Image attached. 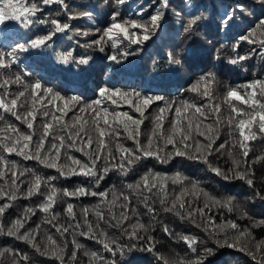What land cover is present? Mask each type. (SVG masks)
Instances as JSON below:
<instances>
[{
	"label": "snow or ice",
	"instance_id": "1",
	"mask_svg": "<svg viewBox=\"0 0 264 264\" xmlns=\"http://www.w3.org/2000/svg\"><path fill=\"white\" fill-rule=\"evenodd\" d=\"M115 4L124 5L125 0H115ZM158 4L153 12L142 13L140 18L129 20H124L112 8L109 23L96 28L97 37L85 46H94L103 52L109 42L111 47L117 48L122 41H127L128 45L149 41L166 18L169 0H158ZM53 5L57 6V14L60 8L69 10L66 0H0V25L7 28L6 22L13 21L28 30L20 36L24 43L14 40L6 45L11 51L0 50V70L6 72L17 63V52L49 48L56 42L54 37L59 39L57 34L75 31L78 35H89L87 31L80 33L78 28H73L67 21L62 22L51 13L46 16L45 9ZM188 7L192 11H186ZM172 14L179 19L175 37L179 39L181 33L183 36L179 45H171L172 50L165 59L169 73H176L189 57L195 55L191 44L185 42L199 32L205 19L203 10L196 4H188L179 12L173 10ZM92 15L89 11L69 12L68 20ZM248 17L254 19L248 21L247 34L241 33L238 39L233 38V55L226 58L228 65L243 67L242 62L257 52V48H249L247 54L241 55V41L258 45L264 59V0H238L220 17L217 30L221 25L228 30L237 18L247 21ZM34 25L43 27L33 31ZM204 35L207 38L208 34ZM219 51L217 49L218 58ZM135 54L136 49H129L126 45L123 50L117 48L107 59L120 64ZM89 59L81 56L75 60L72 52H66L58 57V62L88 64ZM27 77L28 74L23 73L0 78V89H3L0 93V153L34 160L55 170L58 175L41 177L34 170L21 169L16 161L0 155V236L23 241L33 250L30 254L16 248H0V264L6 257L11 264H35L34 256L54 257L59 264H77L81 249H85L83 255L89 257V264H143L145 257L138 255L140 253L151 254L156 264H205L206 259L216 255L219 249L242 252L256 264H264V240L256 241L253 235V229L264 227V218L257 219L252 215L238 196L212 194L199 180H192L180 171L171 177L151 168L139 173L141 164L147 160L161 164L175 161L181 167L184 162H191L204 166L223 181L243 182L252 190V200L264 201V187H257L254 172V165L264 162V153L249 160L253 142L264 143V79L256 78L239 87L227 85L223 95L217 98L208 88V84L216 80V74L205 73L186 90L198 94L201 98L199 103L184 99L177 102L163 95L102 87L98 99L80 107L82 101L79 96L65 98ZM13 85L18 86L15 92L12 91ZM105 101L113 105L122 101L138 113V118L129 112L110 111L104 106ZM38 104L39 109L36 107ZM153 104L156 111L146 116V110ZM49 106L54 107V111ZM77 107L83 115L73 111ZM69 112H73L71 122L65 119ZM9 114L31 131L22 133L20 128L7 121ZM38 116L44 118L40 122L39 136L35 128ZM146 119L151 121L152 132L142 141L141 125ZM166 119L169 120L167 129ZM224 132L227 133L226 138L217 143ZM121 136L131 141V146L125 145ZM73 152H80L85 159L77 158ZM224 156L230 161L228 167L214 163L217 157ZM111 172H118L122 177L138 173V178L122 184L119 189L113 186L111 191L99 190L100 182ZM69 176L86 179L71 190L55 183L59 177ZM169 182L173 186L179 185V191L169 193ZM60 195L66 202L64 222H60L59 214L54 210ZM37 196L42 198L34 202V206L24 208L21 215L5 225L3 217L14 201L19 198L31 200ZM88 196L99 197V200L90 207H81L78 217L71 199ZM134 203L142 205L143 211ZM213 209L239 213L240 218L248 221V226H241L237 219L214 217L211 215ZM38 212L43 214V225L50 226L43 240L40 238L42 224L25 227ZM161 214H170L180 221L194 224L205 238L194 232H177L169 227ZM144 216L149 222H145ZM53 228L60 239L51 234ZM109 228L115 230V234L110 233ZM157 229L170 241L182 242L184 254L173 257L161 253L153 235ZM69 235L71 241L68 240ZM77 237L94 241L110 255L86 249Z\"/></svg>",
	"mask_w": 264,
	"mask_h": 264
},
{
	"label": "trees",
	"instance_id": "2",
	"mask_svg": "<svg viewBox=\"0 0 264 264\" xmlns=\"http://www.w3.org/2000/svg\"><path fill=\"white\" fill-rule=\"evenodd\" d=\"M237 2L238 0H169V7L166 10L167 15L159 31L154 34L149 41L141 45H128L127 41L119 42L117 48L123 50L127 45L129 49L135 48L136 54L122 60L120 64H116L107 59V56L117 51V48L111 47L110 42L105 45V50L103 52H100L97 47L85 46L86 44L90 45L91 40L97 37V33L94 30L109 23V15L112 8H115L120 13V17H123L124 20L138 19L142 13L153 12L155 8L159 7L158 0H125V4L119 6L115 4V0H66L69 10L66 11L60 8L59 14H57V6L53 5L45 9L44 14L47 16L51 13L52 16L60 19L62 22L67 21L73 28H78L80 33L87 31L89 35H78L75 31H68L66 35L57 34L59 39L57 40V38L54 37L53 39L56 42L47 49L41 51L30 49L27 52H17V63L6 72L0 70V78H7L13 74L27 73V79L31 82L39 81L45 88H51L54 93H58L65 98L74 95L79 96L82 101L80 107H82L84 104H91L94 99H98V92L102 87L120 89L128 92H146L148 95H163L177 102L184 99L199 103L201 99L200 96L196 93L187 92L186 90L195 84L199 77L203 76L205 73L213 72L216 74V80L209 83L208 88L219 98L223 95L227 85L239 87L248 84L256 78L264 79V59L261 58L258 45H250L241 41V47L239 48V53L241 55L247 54L249 48H257V52L249 56L246 61L242 62L243 67L231 66L226 63V58L233 55L232 44L235 42L233 38L238 39L241 33L247 34V29L249 27L248 21L254 19L253 17H248L247 21H244L237 18L235 24H233L230 29L225 30L224 26L221 25L219 30H217L216 26L220 22V17L226 10H230L231 6H234ZM240 2H251V0H240ZM188 4H196L198 8L203 10L205 23L190 41L185 42V44H191L195 55L189 57L181 70L176 73H169V66L165 59L166 54L172 50L171 45L173 43L177 45L180 44V40L183 36L181 33L179 39L175 37V29L179 28V19L173 16L172 13L173 10L179 12ZM82 11L92 12L93 15L91 17L76 16V18L68 20L69 12L79 13ZM186 11H192V9L188 7ZM257 15H259L258 9ZM120 17L117 19L119 20ZM6 23L8 25L7 28L0 25V29H2L0 30V50L11 51L12 49L6 47V45L14 40H19L20 43H24V40L21 39L20 36L21 34L27 33L28 30L21 27L18 22L9 21ZM252 26L254 27L255 25L253 24ZM39 27L43 26H32L33 31H36ZM205 33L208 34L207 38H205ZM217 49L220 50L219 58ZM66 52H72L75 60H79L81 56L89 57V63L77 64L72 61H70L69 64L59 63L58 57ZM17 87L18 86L13 85L12 91L15 92ZM164 90H170V92ZM241 91L243 92L244 89L241 88ZM2 92L3 89H0V93ZM60 103L62 104V102ZM104 106L109 108L110 111L113 109L125 111L129 112L134 118H138V113L129 108V106L122 101L117 105L105 101ZM36 107L39 109L40 105L38 104ZM49 107L50 110L54 111V107ZM73 111L76 114H80L79 107L75 108ZM155 111V104L149 106L146 110V116H150V114ZM72 116L73 112H69L65 119L71 122ZM43 119L42 116H38L37 118L35 125L37 136L40 134V122ZM169 119H171V117H169ZM7 121L12 123L15 127L20 128L22 133L31 131L27 129L25 124L16 121L10 114L7 116ZM168 127L169 120L166 119L165 129ZM151 132V121L150 119H146L144 124L141 125V140H146L151 135ZM226 135V132L222 133L221 140L217 141V143L222 142V140L226 138ZM121 140L125 145L131 146L132 142L125 140L123 136H121ZM253 143L254 148L249 156L250 161L253 159L254 155L264 153V143L259 141ZM72 154L79 159H85L80 152H73ZM0 155L6 156L9 160L16 161L21 169L26 167L30 170H34L41 177L58 175L55 170L45 168L34 160H24L23 157L15 154L9 155L0 153ZM214 163L219 164L221 167H228L230 161L224 156L217 157ZM147 168H151L169 177L174 175L176 171H180L192 180H199L205 190L212 194L219 193L238 196L240 202L247 205L252 215L257 219L264 218V201L258 198L252 200L250 198L252 190L241 181H223L213 173L208 172L204 166L191 162H184L183 167H181V165L175 161L161 164L159 162L147 160L141 164L139 173H142ZM254 172L257 187H264V162H257L254 165ZM136 178H138V173L130 175L129 177H122L118 172H111L100 182L99 190L111 191L113 186L119 189L122 184L131 183ZM85 179L86 178L82 176L59 177L55 183L71 190L83 183ZM168 191L169 193L173 191L178 192L179 185L173 186L169 182ZM41 198L42 197L37 196L33 197L31 200L19 198L14 201L12 207L6 210L3 217L5 225L11 220H14L18 215H21L24 208L34 206V202H38ZM98 200L99 197L93 198L88 196L73 198L71 202L75 205L74 210L79 217L81 207H90ZM134 206H138L141 211H143L142 205H136L134 203ZM65 208V198L60 195L54 206L55 212L59 214L58 219L60 222H64L65 220ZM116 211L119 212V208H117ZM211 215L218 218L237 219V222L241 226H248V221L244 218H240L239 213L229 214L227 212H217L216 209H213ZM161 217L168 223L170 228L177 232H194L200 235L201 238H205V234L196 228L194 224L180 221L178 217L170 214H161ZM90 218L94 220L91 213ZM143 218L146 223L149 222L147 216ZM42 222L43 214L38 212L37 215L32 216L27 221L25 227H34L36 224H42L40 238L43 240L50 226L43 225ZM107 230L115 234V230L111 228ZM51 234L56 236L57 239H60L58 234L55 233L54 228L51 229ZM153 235L158 241L157 247L164 255L175 257L176 254H184L182 242L170 241L169 238L164 236L158 229ZM253 235L256 241L264 240V227L253 229ZM77 239L84 244L88 250H99L104 256L110 255L103 252L102 247L94 241L86 240L83 237H77ZM68 240L71 241L70 235L68 236ZM5 247L16 248L18 251H25L30 254L33 251L31 247L23 241L0 236V248ZM84 250L85 249L80 250L77 264H89V257L83 255ZM68 251H71L70 243ZM138 255L145 257L143 264H156L151 254L140 253ZM34 262L35 264H59V261L54 257L34 256ZM3 264H11L10 259L6 257ZM205 264H256V262L242 252L231 249H219L216 255L206 259Z\"/></svg>",
	"mask_w": 264,
	"mask_h": 264
},
{
	"label": "bare ground",
	"instance_id": "3",
	"mask_svg": "<svg viewBox=\"0 0 264 264\" xmlns=\"http://www.w3.org/2000/svg\"><path fill=\"white\" fill-rule=\"evenodd\" d=\"M257 64V63H256ZM249 66V65H248ZM260 71V70H259ZM244 72V71H243ZM247 72V71H246ZM263 77V76H262ZM241 85V84H240ZM241 90V89H240Z\"/></svg>",
	"mask_w": 264,
	"mask_h": 264
}]
</instances>
